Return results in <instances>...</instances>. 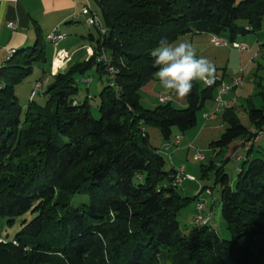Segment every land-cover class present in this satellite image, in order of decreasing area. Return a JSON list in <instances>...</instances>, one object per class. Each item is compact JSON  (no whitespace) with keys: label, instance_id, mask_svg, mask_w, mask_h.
<instances>
[{"label":"trees","instance_id":"trees-1","mask_svg":"<svg viewBox=\"0 0 264 264\" xmlns=\"http://www.w3.org/2000/svg\"><path fill=\"white\" fill-rule=\"evenodd\" d=\"M94 3L105 32L83 36L92 55L70 59L36 95L41 102L34 97L23 109L15 94L33 66L47 61L41 37L0 67V264H164L165 255L170 264H264V155L241 163L234 186L222 166L216 172L230 233L223 240L211 224L181 230L176 216L191 199L177 192L173 168L148 143L146 126L165 143L173 129L193 128L217 84L194 81L182 109L171 101L146 109L139 99L158 71L150 53L161 40L174 42L192 24L196 34L237 42L262 29L264 0ZM103 54L108 64L98 61ZM106 66L115 71L112 85ZM83 78L106 79L97 118L87 97L77 101ZM259 97L262 107L246 110L254 131L225 109L213 150L264 132V87ZM26 214L32 218L22 219L17 232L2 234Z\"/></svg>","mask_w":264,"mask_h":264},{"label":"rangeland","instance_id":"rangeland-1","mask_svg":"<svg viewBox=\"0 0 264 264\" xmlns=\"http://www.w3.org/2000/svg\"><path fill=\"white\" fill-rule=\"evenodd\" d=\"M91 3L93 8L97 10L94 0H92ZM80 26V29L82 31L80 33L84 36L96 30L93 27L87 26L84 21L81 22ZM189 28L192 30V32L179 36L177 40L191 42L197 49V55L207 58L215 66V76H218L219 79L227 78L225 79L226 83L230 82L229 79H231L232 77L234 78V75L236 76V78L240 77L243 79V82L240 86L232 89L223 98L227 105L230 104V107L232 106L234 108L240 124L246 128L250 127L246 111L248 109V105H252L254 108L262 107L259 92L261 87H264V51L262 48V44L264 43V34L258 32L255 34L250 33L243 37H240L237 42L247 45V50L240 52L231 47H215L210 43V37L204 34H196L193 30L192 24H189ZM68 35V40L65 43H62L58 48L55 47L56 49L53 47V45L45 42L47 61L45 63H36L31 70V74L18 86L15 87L18 102L22 108H26L28 104L29 95L34 88V85L32 83L36 79H41L42 84L45 86L51 82L52 76L50 74L53 58L59 55L61 51L65 50H69V54L72 57V51L78 50L66 49L69 41H71V39H74V33H70ZM85 54L87 55V57H90L92 55L90 54L88 49H85ZM76 58L77 57L75 55L72 60L75 61ZM69 60L66 65L69 63ZM66 65L63 68V65L59 61L55 60L54 62V68H63L62 71L66 68ZM52 75L54 76L55 74ZM196 82L199 85H202L201 81ZM105 84V78H102L101 81L93 79V81L89 84H84L82 82L79 83V92L77 95V99L83 101L85 97H87L88 103L91 107L92 115L95 118L98 117V94L100 90L105 86ZM36 97L35 100L37 102H41V99L38 96ZM161 97H168L172 105L176 108L182 109L187 106L186 100L184 98L166 94L155 75L152 80L146 82L141 87L139 91L140 104L146 109H153L154 107L162 103L160 101ZM249 101L250 104H248ZM213 104L214 93L212 95V98L207 101L204 108L197 112L196 125L185 132L186 134L183 145L185 144L184 146L186 148L187 144L191 143L194 149H190L187 151L185 149L184 152L180 151V153L177 152L176 154H173V161H170V155H168V153H164V155L166 160V169H170L173 165L182 166L185 169V174H190L195 179V181L184 179V181L177 187V192L183 198L186 197L191 199L189 201V204L184 207L176 216L181 230L183 232H188L195 227V197L197 196V198L202 199L205 202L204 211L201 213L203 219H210L209 224H211V227L216 231L219 238L228 240L230 239V233L227 230L226 222L224 221L220 212V185L216 182V172L219 169L220 164L226 162L225 158L228 157L227 159L229 160V163L226 164V170L223 171V173L228 176L229 184L231 186H234L237 178V170L240 167L241 163L236 162L234 159H232V152L234 150L233 147L235 145V141H233L227 147L214 148V150L211 148V151H209L211 143L219 139L225 128L224 127L221 130L216 129L215 127V130H211V127H214V125L217 126L219 123H222L220 118L217 119L216 122H213L211 120L205 121L202 118L203 110H207L208 107L211 105L213 106ZM214 107L209 111L207 110V113H210L214 109ZM176 131H178L176 128L173 129L172 138L174 137L175 133H177ZM146 132L148 134L149 145L161 150L164 147V141L160 136L159 130L153 126H146ZM178 133L180 134L179 131ZM218 134L220 135L218 136ZM179 136H181L182 138L184 137L181 134ZM258 139V143L254 146V156L255 154L264 155V132L261 137H258ZM171 141H173V139ZM182 147L183 146H181L180 148ZM227 150L230 153H227L228 155H225ZM168 151L172 153L174 151V148L172 147L168 149ZM196 151L204 153L205 159L203 161L193 159V154H195ZM212 151L215 153H211ZM203 167L206 168L205 175L202 174ZM73 205H78V201L76 199L73 201ZM24 218L29 220L30 218H32V216L30 214H26L24 215V217L17 218V222L14 224V226L12 228L7 227L5 229L6 231H3L2 234H5V232H7L9 236H12L15 232L18 231L19 222ZM200 225L203 224L199 223L198 225H196V227H199ZM162 262L164 264H170L167 255H165V257L162 259Z\"/></svg>","mask_w":264,"mask_h":264},{"label":"crops","instance_id":"crops-1","mask_svg":"<svg viewBox=\"0 0 264 264\" xmlns=\"http://www.w3.org/2000/svg\"><path fill=\"white\" fill-rule=\"evenodd\" d=\"M91 1L92 0H90V4L92 6ZM83 4H84L83 0H17L16 2L4 1L0 3V67L4 65V59L6 57L5 55H7L8 51L21 50L27 47H31L34 45L38 37H41L43 42H46L45 37L49 35L56 27H59V29L62 32L67 34L66 39L60 42L57 48L62 43H65L68 40V36H69L68 34L74 33V39H71V41H69L66 49H78V50L72 51V57L69 54V50H65L63 52H66L67 54H69L70 59H72L76 55L77 57L76 61L87 60L88 57L85 54V49H91V46L87 42V40L83 38L84 35L80 33L82 32L80 29L81 28L80 24L81 22L84 21V17L80 16V8L82 7ZM8 23H14L16 25L15 29L13 30L9 29L7 27ZM259 33L264 34V21H263L262 29L259 31ZM50 75L53 76L52 74ZM215 77H218V76H215ZM234 78H236L235 75H234ZM234 78L232 77L229 80L231 81ZM225 79L227 78H220L221 82L223 83H226ZM36 81H40L42 83L41 79H36L32 84L34 85ZM44 87L45 85L42 84V88ZM217 90L218 88L216 87V89L214 90V104L213 106L211 105L208 107L207 109L208 111L212 109L214 106L216 107L215 99L217 95ZM77 101L79 100L77 99ZM168 101H170L169 98H168ZM207 101L204 103V106L207 103ZM250 101L248 104H250ZM231 107L229 104L225 107V109L227 110ZM225 109L220 114H218L219 116L217 115L215 119L211 120L213 122H216L217 119L220 118L222 122V123H219L217 126L214 125V127H211V130L213 129L215 130V127L216 129L222 130V128L225 127V123L223 122V118H224L223 112L226 111ZM207 110H203L202 118H203V115L207 113ZM248 128L250 131L252 132L254 131L253 128L251 127H248ZM176 132L177 133H175L172 139L174 140L176 137H180L181 142L177 147L172 146L174 148V151L171 153L170 151H168V149L163 150L164 147L162 148L163 150L162 154L164 155V153H168V155H170V161L171 160L173 161L172 159L173 154H176L177 152L180 153V151L184 152L185 149L186 151L190 150L188 147L189 145L192 146V144L189 143L187 144L185 148L184 146L185 144L183 145V141H184L186 133H183V134L180 133L182 136H184L182 138L181 136H179L180 134L178 133V131ZM219 135L220 134H218V136ZM258 141L259 139L257 138L255 141L251 142V144H248V149L247 151H245V149L241 145L238 144V140H236L235 145L233 147L234 150L232 152V159H234L236 162L242 163L247 157L254 156V148H255L254 146L255 144L258 143ZM170 142L172 143L173 141H170ZM165 144L166 143L163 142V145ZM181 146L183 147L180 148ZM209 151H211V147L209 148ZM211 153H215V152L212 151ZM227 153H230V152L227 150L225 155ZM255 155H258V154H255ZM227 158L228 157L225 158L226 162L220 164V166H222L223 168V171L226 170V164L229 163V160ZM193 159H194V156H193ZM174 167H182V166H175V165L171 166V168H174ZM183 170H185L184 167H183ZM186 175H190V174H186ZM198 201H199V198L196 199L195 203H197Z\"/></svg>","mask_w":264,"mask_h":264},{"label":"built area","instance_id":"built-area-1","mask_svg":"<svg viewBox=\"0 0 264 264\" xmlns=\"http://www.w3.org/2000/svg\"><path fill=\"white\" fill-rule=\"evenodd\" d=\"M4 1L16 2L17 0H0V3L4 2ZM83 2H84V4L80 8V16L84 17L85 24L89 27H93V28L97 29L101 33H104L105 28L101 22V19L98 15V12L96 11V9H94L91 6L90 0H83ZM75 19H76V17H75ZM7 27L9 29L13 30V29H15L16 25L14 23H8ZM66 37H67V34L62 32L59 29V27H56L49 35H47L45 37V40L47 43L53 45V47H57L60 42H62L63 40L66 39ZM210 43L215 47H231V48L236 49L240 52L247 50V45L244 43L229 42V41H226V40L221 39V38L216 37V36H212L210 38ZM88 50H89L90 54H92V50L91 49H88ZM13 52L14 51H8L4 60L11 57ZM55 60L59 61L63 65V68H64V66L66 65V63L69 60V56L66 52L61 51L60 54L57 55L52 61L51 74H57V73L61 72L63 69V68L61 69L59 67L54 68ZM98 61L103 62L105 64H108V60H107V57L105 56V54H103L98 59ZM106 67H107L109 79L111 80L110 85H112V83L114 81L115 71L110 66H106ZM91 81H92L91 78H83L80 80V82H82L84 84H89V83H91ZM242 82H243V79L240 77L234 78L228 83L221 82V80L218 77H215L214 82L211 83L210 85L204 84L202 82V84L205 85L206 87H210V86H213L214 84H217V88H218L216 99H215L216 107L210 113H205L203 115V119L205 121L215 119L217 117V115L220 114L225 109V107L227 106V103L224 101L223 97L225 95H227L232 89L240 86L242 84ZM42 91H43L42 83L40 81H36L34 83V88L29 95V100L36 97V95H40L42 93ZM160 101L166 102V101H168V98L167 97H161ZM140 130L142 133L144 132L143 128H141ZM262 134L263 133H258L257 136H255L253 139H249V140L240 139V140H238V144L241 145L245 149V151H247L248 144H251V142L255 141L258 137H261ZM180 142H181V138L176 137L172 143L171 142L166 143L164 145L163 150H167V149L171 148L172 146L177 147L180 144ZM188 148L191 150L194 149L191 145H189ZM163 150L161 149L160 151L162 152ZM204 159H205L204 153L196 151V153L194 155V160L203 161ZM173 170H174V172L172 174V185L173 186L178 187L184 181V179L185 180L188 179L190 181H195V179L192 176L186 175L184 173L183 167H174ZM204 208H205V202L202 199H199V201L196 203V207H195V216H194L195 226L198 225L199 223H201L203 225L209 224L210 219H208V218L203 219V217L201 215V213L204 211Z\"/></svg>","mask_w":264,"mask_h":264},{"label":"clouds","instance_id":"clouds-1","mask_svg":"<svg viewBox=\"0 0 264 264\" xmlns=\"http://www.w3.org/2000/svg\"><path fill=\"white\" fill-rule=\"evenodd\" d=\"M158 71L155 73L163 91L184 98L190 94L194 81L210 85L215 79V66L197 55L196 47L188 41L161 40L151 51Z\"/></svg>","mask_w":264,"mask_h":264}]
</instances>
